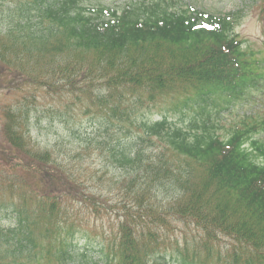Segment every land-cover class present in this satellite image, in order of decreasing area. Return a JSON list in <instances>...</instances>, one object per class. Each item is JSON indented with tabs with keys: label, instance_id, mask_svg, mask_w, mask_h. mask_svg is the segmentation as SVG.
Instances as JSON below:
<instances>
[{
	"label": "trees",
	"instance_id": "obj_1",
	"mask_svg": "<svg viewBox=\"0 0 264 264\" xmlns=\"http://www.w3.org/2000/svg\"><path fill=\"white\" fill-rule=\"evenodd\" d=\"M85 4L86 0H0V10L7 13L0 63L18 66L50 59L57 61V71L58 57L64 55L74 75L99 72L90 83L99 79L103 92L90 96L88 107L95 105L94 115L101 121L90 129L72 126V143L80 152L95 148L103 157L104 170L116 178L123 176V183L99 178L100 185L91 194L83 179L79 182L83 186H76L61 177L55 190L41 184V178L25 184L33 190L22 191L12 204L15 227L0 228V264H98L90 255L104 251L100 243L92 245L84 225L66 224L58 213L64 212L61 205L66 200L80 197L89 200L97 216L110 219L108 209L114 203L105 200L101 206L97 200L109 198L117 189L128 204L119 201L127 210L120 215L159 223L174 217L206 233L193 237L192 249L179 253L182 263L166 250V260L154 264H264V139L258 136L264 120L258 124L252 114H245L242 119L253 124L233 128L226 140H219L214 125L202 116L206 109L197 112L199 124L163 118L143 122L142 133L133 136L119 115L121 125L100 115L112 107H126L128 98H163L173 88L185 92L186 86L183 105H203L207 96L216 101L253 94L264 85V57L242 49L234 22L225 17L196 15L156 2L151 8L133 5L130 14H114L100 25L96 22L103 18L93 17ZM90 83L87 78L83 84ZM146 136L160 141L162 149L149 151L139 145ZM49 164L42 167V174L57 177L60 170L73 181ZM153 195L165 198L160 210L154 208L158 204ZM123 232L120 226L115 236ZM77 237L86 240L82 249L65 246ZM118 240L114 238L112 252L120 258L151 256L136 244H120L115 250Z\"/></svg>",
	"mask_w": 264,
	"mask_h": 264
},
{
	"label": "rangeland",
	"instance_id": "obj_2",
	"mask_svg": "<svg viewBox=\"0 0 264 264\" xmlns=\"http://www.w3.org/2000/svg\"><path fill=\"white\" fill-rule=\"evenodd\" d=\"M125 1L104 0V3L107 4L106 6H118ZM181 2L186 5L191 3L194 5L192 7L202 8V10L205 9L216 14L238 9L241 6L239 0H181ZM263 26L262 14L256 8L253 10L251 7L248 16L242 21L237 31L243 39L256 42L262 38ZM56 66L57 61L51 63L50 59L39 62L28 60L27 63L18 66L0 63L1 188L13 181L15 174L20 175L23 179H38L39 175L44 172L40 165L51 164L53 161L49 159H55L57 164L66 171L70 170L75 177L85 180L86 185L90 187L94 185L92 181L96 178L90 177V175L96 169L95 166H98L97 169L99 168V161H97L99 156L91 153H88L91 156H88L87 153L84 154L83 158L78 156L80 151L72 143L75 139L68 133V128L73 123L79 125L80 118L82 119V128H86L90 121L87 119L92 118L93 120L96 110L93 106L88 107L89 95L92 98L98 97L102 94L103 89H98L97 84H90L92 91H88L85 84L79 81L78 76L74 77V73L69 71L66 63L60 65L57 71ZM97 74L99 75V72L93 75L88 74L89 82ZM97 81L99 84L100 80ZM137 102L126 104V108L130 109L131 114L136 116L138 121L143 119L146 114L153 119L159 116L158 107L156 109L147 108L146 103ZM237 108L238 106L235 107V109ZM261 111V115H263L264 104ZM235 116L236 113L233 116H227L223 120L224 127H227ZM223 129H220V133L225 132ZM76 161H81L83 164L77 165ZM44 162L46 163L44 164ZM96 184L100 185L98 182ZM6 188L11 189L7 186L4 187V190ZM122 194H111L114 196L112 201L125 199ZM153 196L155 199L152 201H157L158 204V206L154 204V208L160 210V207L165 206L160 201L165 198L160 195ZM124 203L127 204L126 199ZM111 207L115 206L111 205ZM0 216L5 218H0V226H8L10 224L8 218L12 214L6 209H0ZM169 224H171L169 228L172 232L166 231L164 235L172 239L199 235L197 228L192 225L172 224L171 220ZM117 227L118 223L112 222L110 230ZM169 247L174 248L175 243L170 244Z\"/></svg>",
	"mask_w": 264,
	"mask_h": 264
}]
</instances>
